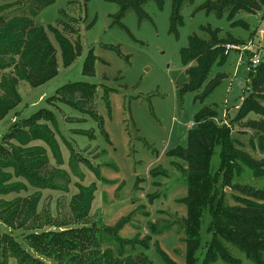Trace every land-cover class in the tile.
Masks as SVG:
<instances>
[{
  "label": "rangeland",
  "instance_id": "374dc122",
  "mask_svg": "<svg viewBox=\"0 0 264 264\" xmlns=\"http://www.w3.org/2000/svg\"><path fill=\"white\" fill-rule=\"evenodd\" d=\"M31 1L10 3L0 9V15L4 19L28 17ZM205 1L192 0L191 4L181 7L183 24L177 29V37L169 33V0L164 1L161 9L154 2H147L143 7L147 19L142 21H138L131 11L118 21L119 7L104 0H54L40 11L33 21L43 29L56 53L58 73L36 88H29L24 83L18 85L20 103L0 120V145L2 137L14 124L28 119L40 109L49 111L55 124L40 121L37 125L47 126L62 165L56 164L53 152L42 141L31 142L27 148L44 149L49 166L64 172L68 183L62 180L58 184L59 190L40 191L27 186L23 179L12 177L7 185L22 184L26 190L0 195V211L4 203L37 197L39 230L33 233L80 228L82 225L75 221L70 210L72 198L80 189H89L93 185L95 192L86 227L113 228L123 240L148 237L151 240L149 248L143 254L149 264H168L156 251L155 244L172 264H184L183 220L187 209L182 200L187 196V186L182 172L186 164L169 158L167 153L176 147H185L187 132L195 127L196 113L205 107L214 109L216 125L230 130L237 148L256 161L264 160V150L256 141L259 134L242 125L248 120L264 121V116L249 114L238 125L232 122L248 94V73H255L261 66L264 68V0L259 2L258 10L236 17L232 26L225 16L218 18L197 12ZM51 28L80 46L79 55L69 66L63 64L60 46ZM201 28H217L221 30L220 37L231 35L238 40L235 44L224 45V54L228 55L225 62L214 63L211 67L205 84L217 75L225 77L203 100L205 84L194 92L181 93L188 84L186 72L196 67V63L192 61L184 66L180 52L188 47L192 35L208 39ZM229 45L236 49H227ZM90 52L95 58L91 76L82 73ZM256 58L258 67L251 69ZM74 82L96 85L88 105L82 103L77 111L55 100L47 103L46 100L59 88ZM258 101L264 106V98ZM88 110L102 121L101 126ZM11 144L16 145V142L11 141ZM72 153L76 155L73 170L69 166ZM218 153L219 147H216L211 160L212 172L219 165ZM5 172L11 175V170ZM221 180L222 174L217 183L218 193L223 195L226 205L232 206L231 197L236 193L223 189ZM234 182L264 189V178L254 177L242 164L233 171ZM209 220L205 212L200 229L201 247L196 253L198 264H202L210 239L206 234ZM151 227L169 230L158 235L151 232ZM27 228H8L0 222V233L10 235L24 250L27 247L23 238L30 233ZM103 237V250H113L116 243ZM225 246L239 264H253L234 246ZM136 253H141L140 249ZM8 264L16 262L10 259ZM212 264L226 263L217 259Z\"/></svg>",
  "mask_w": 264,
  "mask_h": 264
},
{
  "label": "trees",
  "instance_id": "16d2710c",
  "mask_svg": "<svg viewBox=\"0 0 264 264\" xmlns=\"http://www.w3.org/2000/svg\"><path fill=\"white\" fill-rule=\"evenodd\" d=\"M119 7L118 21L125 13H135L138 21L147 19L144 5L152 1L159 9L165 0H104ZM171 14L169 17V33L177 37V29L182 26L180 9L192 0H169ZM262 0H206L196 11L213 14L218 18L226 17L228 23L235 24V18L242 13L258 10ZM2 7L20 0H0ZM54 0H32L28 5V17L17 16L9 19L0 15V120L20 103L17 87L20 83L29 88H36L52 80L58 73L55 51L48 42L43 29L34 24L40 11L53 4ZM60 46L63 64L69 66L80 53L78 42L72 44L56 28H51ZM207 35L206 40L192 35L188 47L180 52L182 64L188 66L194 61L196 67L187 70L188 84L181 93L194 92L202 87L208 79L209 71L214 63L225 62L224 45L235 44L238 40L231 35L220 37L221 30L201 28ZM95 58L91 52L86 56L82 73L93 74ZM258 67V66H257ZM217 75L209 80L203 89L201 100L211 94L224 79ZM249 90L243 99L238 113L232 122L242 123L249 114L264 116V106L258 99L264 98V68L261 66L255 73H248ZM96 90V85L74 82L59 88L55 95L48 98L47 103L56 101L74 110L88 105ZM92 113L88 110V114ZM99 126L102 121L90 114ZM217 113L212 108H202L194 117L195 127L187 132L185 147L169 150L167 156L179 159L186 164L182 175L187 186V196L182 200L187 214L183 220L185 245L184 264H198L196 257L200 249V229L202 216L206 212L209 223L206 234L210 239L205 247L202 264H212L217 259L226 264H239L226 249V244L240 250L253 264H264V189L241 183H233V171L236 166L243 165L254 177L264 178V160L256 161L237 148V141L232 138L230 130L216 125ZM55 124L54 116L47 110L40 109L28 119L14 124L2 137L0 145V195H7L26 190L22 184L7 185L12 177L23 179L27 186L36 190H59L60 181L68 183L64 172H58L49 166L44 149L27 148L34 141H42L53 152L58 166L62 159L58 148L47 126H38L37 122ZM243 127L259 134L256 141L264 150V121L248 120ZM38 126V127H36ZM24 129H27L25 131ZM15 141L16 145L11 144ZM216 147H219V165L215 172L211 170V160ZM75 154H71L69 166L74 169ZM11 170V175L5 171ZM92 172H97L92 169ZM155 175L154 172L150 173ZM222 174L221 186L236 193L232 195L233 205H226L223 195L219 194L217 183ZM237 177H239L237 171ZM95 187L80 189L72 198L70 210L80 228L68 229L57 233H33L39 230V217L36 214L37 197L16 199L4 203L0 211V222L8 228L22 229L28 227L30 233L24 236L27 247L24 250L10 235L0 233V264H8L10 259L16 264H46L49 260L54 264H149L143 252L147 251L150 238L139 240H123L118 230L113 228L98 229L90 225L86 227V218L93 201ZM47 220H49L47 218ZM41 223V222H40ZM47 223V222H45ZM169 228L151 227L153 234L161 235ZM109 237L116 245L112 249L104 248V237ZM156 251L168 264H172L157 245ZM127 249V250H126ZM137 249L141 253L137 254ZM30 252H29V251ZM130 252L131 255H126ZM137 254V255H134ZM134 255V256H133Z\"/></svg>",
  "mask_w": 264,
  "mask_h": 264
},
{
  "label": "built area",
  "instance_id": "2783aa9c",
  "mask_svg": "<svg viewBox=\"0 0 264 264\" xmlns=\"http://www.w3.org/2000/svg\"><path fill=\"white\" fill-rule=\"evenodd\" d=\"M227 49H231V50H235L236 48L232 45V46H227ZM259 64V60L258 58H256L255 60L252 61L251 63V69H255Z\"/></svg>",
  "mask_w": 264,
  "mask_h": 264
},
{
  "label": "crops",
  "instance_id": "0c3cea01",
  "mask_svg": "<svg viewBox=\"0 0 264 264\" xmlns=\"http://www.w3.org/2000/svg\"><path fill=\"white\" fill-rule=\"evenodd\" d=\"M13 120H14V119H13ZM13 120H12V121H13Z\"/></svg>",
  "mask_w": 264,
  "mask_h": 264
}]
</instances>
